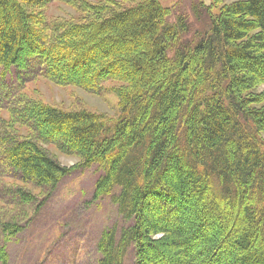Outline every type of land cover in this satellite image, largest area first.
Instances as JSON below:
<instances>
[{
	"label": "trees",
	"instance_id": "trees-1",
	"mask_svg": "<svg viewBox=\"0 0 264 264\" xmlns=\"http://www.w3.org/2000/svg\"><path fill=\"white\" fill-rule=\"evenodd\" d=\"M101 1L69 0L82 20L49 25L50 0H0L1 82L14 71L29 79L30 65L94 94L115 82L122 113L109 124L86 110L21 108L32 134L0 132V178L7 164L23 185L49 192L96 168L93 200L109 199L127 223L102 233L98 264H125L131 252L133 264H264V0L194 6L208 20L197 41L183 39V16L168 22L161 0H109L106 15ZM44 145L80 164L63 166ZM18 193L37 203L32 191ZM10 225L0 242L24 230ZM0 264H10L6 245Z\"/></svg>",
	"mask_w": 264,
	"mask_h": 264
},
{
	"label": "rangeland",
	"instance_id": "rangeland-1",
	"mask_svg": "<svg viewBox=\"0 0 264 264\" xmlns=\"http://www.w3.org/2000/svg\"><path fill=\"white\" fill-rule=\"evenodd\" d=\"M67 1L69 0H50L43 10L49 25L52 23L58 25L61 21L82 20L83 15L68 5ZM72 1L80 8L84 2L100 3V0ZM235 1L237 0L225 2L231 4ZM101 2L106 8L105 15L114 11L116 5H110L109 0ZM161 3L173 11V15L168 19L170 24L180 16L187 19L190 32L184 36V40L197 41L206 33L208 20L205 16L197 18L193 7L204 11L205 5L211 10L212 0H161ZM218 11V8H213L214 13ZM28 70L35 72L29 79L14 71L5 77L3 82L0 81V102L4 97L11 101L12 96L18 95L10 107L7 103L3 106L9 107L10 111H7L8 108L0 110V132H4L12 140L29 139L32 134L27 123L18 116V112L21 108L33 104H43L71 112L86 110L101 115L109 124L121 118L119 98L115 91L120 86L117 83H104L101 91L94 94L73 86H60L46 79L39 65H30ZM261 91H264V87L258 90ZM3 137L7 138L0 135V139ZM262 137L264 139V134ZM1 144L0 142V147ZM44 147L63 166L72 167L80 164L78 158L64 155L56 146ZM3 152L4 150L0 149V158L4 157ZM3 171L9 173L0 178V230L10 223V226L15 225L24 229L23 232L8 240L3 238L0 242V246L6 245L10 264H98L101 255L97 251V244L102 233L106 229L119 230L127 226L117 207L109 199L93 200L99 176L96 168L76 170L68 178L63 179L56 190L50 189L49 192L44 191L45 193L37 191L32 185H23L19 172L7 164ZM22 188L38 196L36 204L24 203V195L18 193ZM40 203L42 210L39 213L36 208ZM77 244L83 245V248L80 253L74 255L73 248ZM125 264H133L132 252Z\"/></svg>",
	"mask_w": 264,
	"mask_h": 264
}]
</instances>
